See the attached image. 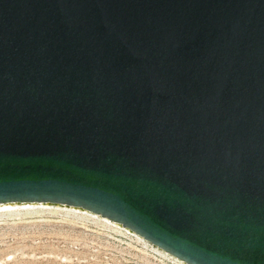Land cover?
Masks as SVG:
<instances>
[{"label":"water","instance_id":"95a60500","mask_svg":"<svg viewBox=\"0 0 264 264\" xmlns=\"http://www.w3.org/2000/svg\"><path fill=\"white\" fill-rule=\"evenodd\" d=\"M31 199L264 264V0H0V200Z\"/></svg>","mask_w":264,"mask_h":264},{"label":"rangeland","instance_id":"374dc122","mask_svg":"<svg viewBox=\"0 0 264 264\" xmlns=\"http://www.w3.org/2000/svg\"><path fill=\"white\" fill-rule=\"evenodd\" d=\"M94 212L0 210V264H187Z\"/></svg>","mask_w":264,"mask_h":264},{"label":"bare ground","instance_id":"6f19581e","mask_svg":"<svg viewBox=\"0 0 264 264\" xmlns=\"http://www.w3.org/2000/svg\"><path fill=\"white\" fill-rule=\"evenodd\" d=\"M52 207L70 208V209H74L75 211L80 210V212L95 211L94 214H96V212L103 214L104 215V221H106V222L112 221V223H114L115 226H119L120 228H124V230H127L128 232L136 235L137 237H140L143 240H146V242H148V244H152V246H156L158 248V250H162L163 252H166L169 255L174 256L179 261H182V262L187 263V264H191V263H188L187 261H185L184 259L172 254L171 252L163 249L162 247L155 245L154 243L150 242L148 239L143 237V235L136 232L131 227L125 225L122 221L117 220L113 217H109L108 215H106L102 212L96 211V210L91 209L89 207H86L84 205H81L78 203L67 202V201L49 200V199L0 200V210H2V211H11V210H18V209H26V208H52ZM100 214H98V216H100ZM112 229H114V228H112ZM136 236H134V238H136ZM140 238H138V240H140ZM164 255H166V254H164Z\"/></svg>","mask_w":264,"mask_h":264}]
</instances>
